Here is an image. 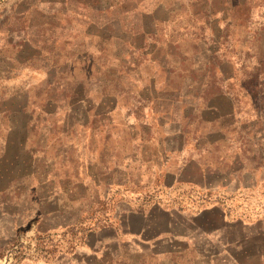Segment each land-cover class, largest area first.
<instances>
[{"label": "rangeland", "instance_id": "rangeland-1", "mask_svg": "<svg viewBox=\"0 0 264 264\" xmlns=\"http://www.w3.org/2000/svg\"><path fill=\"white\" fill-rule=\"evenodd\" d=\"M223 92L235 123L200 125ZM151 102L208 146L201 186L156 182ZM141 214L175 262L264 264V0H0V264H172L88 254Z\"/></svg>", "mask_w": 264, "mask_h": 264}, {"label": "crops", "instance_id": "crops-1", "mask_svg": "<svg viewBox=\"0 0 264 264\" xmlns=\"http://www.w3.org/2000/svg\"><path fill=\"white\" fill-rule=\"evenodd\" d=\"M189 103L190 102L184 103L187 104V108L189 107ZM224 103H226V107L223 109V106H225ZM147 105H149V116L145 122L152 125L154 128L152 138L159 140L160 144L163 143L162 149L160 148L157 152L156 171H154V174L157 175L156 182L160 183L162 190L169 189L171 192L184 190L187 186H201L203 174L209 169L203 157V153L208 146L203 144L201 147L196 139L190 140L192 122L189 116L187 115L184 117L185 126L179 129L174 126L175 121L173 119L166 120L163 118V116L170 114L167 112V109L159 111L152 102L147 103ZM236 114L237 110L235 103L229 99V95L223 92L214 101L198 107V123L200 125L209 124V126H218V129H220L223 118L232 119L231 123H235ZM134 204L133 201L130 202V206L134 207ZM142 207L150 208L152 206L142 204ZM225 214L226 213L222 211V223L226 220ZM167 215H169L168 218L170 221L175 219L172 217V213ZM136 218L141 228L138 231H128V234H123L122 232L124 219H122V224L116 222L112 225H105L104 227H109H106L104 231L107 229L114 230L115 236L112 237L113 239H111L110 242L106 243L103 241V243L100 242L98 246L88 243V247H90L88 254L93 255L101 261L105 260V262H107V256L109 255L108 250L112 245L111 243L115 242L118 247V255L122 253V248L124 246L130 245L129 247L131 248L128 254L137 256L141 260H154L158 255L163 256L164 254L171 256V260L174 264H183L180 263V260L175 262V258L179 255L178 253L182 252L180 251L181 249L174 244L175 240L179 238L164 234L166 229L160 230L153 235H146L145 232L148 231L149 228L151 229L153 222L152 217L141 214L140 217L137 216ZM189 223L191 224L190 221ZM177 242L180 243L182 241L178 240Z\"/></svg>", "mask_w": 264, "mask_h": 264}, {"label": "trees", "instance_id": "trees-1", "mask_svg": "<svg viewBox=\"0 0 264 264\" xmlns=\"http://www.w3.org/2000/svg\"><path fill=\"white\" fill-rule=\"evenodd\" d=\"M186 191H182L181 193H185ZM188 194H186V196H187ZM103 226H105V225H103Z\"/></svg>", "mask_w": 264, "mask_h": 264}]
</instances>
